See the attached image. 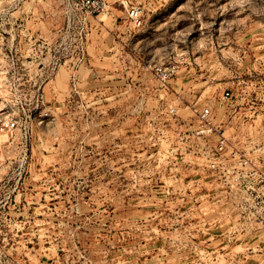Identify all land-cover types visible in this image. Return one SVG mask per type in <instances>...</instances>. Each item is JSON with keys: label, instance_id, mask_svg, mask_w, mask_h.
Wrapping results in <instances>:
<instances>
[{"label": "rangeland", "instance_id": "obj_1", "mask_svg": "<svg viewBox=\"0 0 264 264\" xmlns=\"http://www.w3.org/2000/svg\"><path fill=\"white\" fill-rule=\"evenodd\" d=\"M72 1L0 0V264H264V0Z\"/></svg>", "mask_w": 264, "mask_h": 264}, {"label": "built area", "instance_id": "obj_2", "mask_svg": "<svg viewBox=\"0 0 264 264\" xmlns=\"http://www.w3.org/2000/svg\"><path fill=\"white\" fill-rule=\"evenodd\" d=\"M121 3L125 4L124 1H121ZM72 5L73 8L85 18H92L100 13L107 12L109 2L108 0H73ZM128 17L134 25L139 26L141 24L142 9L139 7H131L128 11ZM152 70L161 80L168 79L175 73V67L173 65H167L165 67L154 66ZM224 94L226 97L229 96L227 91ZM205 113H208L207 109H205ZM16 125V119H0V132L10 131L16 127Z\"/></svg>", "mask_w": 264, "mask_h": 264}, {"label": "crops", "instance_id": "obj_3", "mask_svg": "<svg viewBox=\"0 0 264 264\" xmlns=\"http://www.w3.org/2000/svg\"><path fill=\"white\" fill-rule=\"evenodd\" d=\"M2 16L6 20H9V21L10 20H12V21L22 20L23 23L18 24V25H21L23 28H25V26L29 25L30 22H33V26L35 28H37V29H40L42 21L44 19H46L47 16H49V14L48 13H44V12L10 13V14L4 13ZM58 20H59V18L56 19L57 23H58ZM16 62H17V66H19L21 68L27 66V64H28L26 59H23V60H20V61H16Z\"/></svg>", "mask_w": 264, "mask_h": 264}]
</instances>
